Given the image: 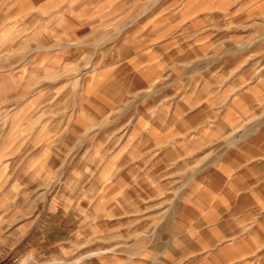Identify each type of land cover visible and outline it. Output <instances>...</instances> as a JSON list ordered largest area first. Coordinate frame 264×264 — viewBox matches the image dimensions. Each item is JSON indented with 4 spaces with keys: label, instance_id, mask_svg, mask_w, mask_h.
Returning a JSON list of instances; mask_svg holds the SVG:
<instances>
[{
    "label": "rangeland",
    "instance_id": "rangeland-1",
    "mask_svg": "<svg viewBox=\"0 0 264 264\" xmlns=\"http://www.w3.org/2000/svg\"><path fill=\"white\" fill-rule=\"evenodd\" d=\"M228 71L264 86V0H0V264H100L147 118Z\"/></svg>",
    "mask_w": 264,
    "mask_h": 264
},
{
    "label": "crops",
    "instance_id": "crops-1",
    "mask_svg": "<svg viewBox=\"0 0 264 264\" xmlns=\"http://www.w3.org/2000/svg\"><path fill=\"white\" fill-rule=\"evenodd\" d=\"M231 73L179 92L161 116L147 118V155L135 161L147 167L132 165L104 185L114 189L106 212L115 242L100 264H264V118L251 143L230 135L256 104L264 108V86ZM188 131L205 140L187 143ZM127 234L124 245L118 238Z\"/></svg>",
    "mask_w": 264,
    "mask_h": 264
}]
</instances>
